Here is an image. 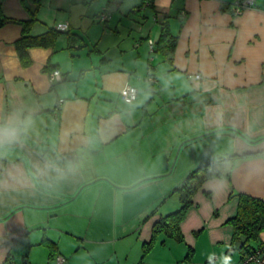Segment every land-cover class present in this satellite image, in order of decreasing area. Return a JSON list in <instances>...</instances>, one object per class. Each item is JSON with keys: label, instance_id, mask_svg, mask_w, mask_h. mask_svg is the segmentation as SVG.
<instances>
[{"label": "crops", "instance_id": "crops-1", "mask_svg": "<svg viewBox=\"0 0 264 264\" xmlns=\"http://www.w3.org/2000/svg\"><path fill=\"white\" fill-rule=\"evenodd\" d=\"M234 1L0 0V264H53L56 254L64 264H157L143 258L162 218L154 204L218 146L232 153L195 194L218 206L234 197L224 219L236 193L264 199V0L239 14ZM31 17V35L61 21L69 30L29 47L24 65L14 43ZM163 23L176 36L171 60L153 49ZM54 69L61 81L49 80ZM126 85L137 89L129 103ZM195 142L205 148L188 162ZM138 210L152 216L130 256L123 234Z\"/></svg>", "mask_w": 264, "mask_h": 264}, {"label": "rangeland", "instance_id": "rangeland-1", "mask_svg": "<svg viewBox=\"0 0 264 264\" xmlns=\"http://www.w3.org/2000/svg\"><path fill=\"white\" fill-rule=\"evenodd\" d=\"M103 9L104 8L100 9L99 12ZM107 13L109 19L110 13ZM99 23L104 24V22L101 21H99ZM199 144L200 142H195L193 146L186 147L187 149L185 150L184 157L188 160V162L191 153L195 152V154H198L199 150H203L202 147L205 148L204 146H198ZM208 153L209 154L206 157L213 159L210 163L216 168L223 157L232 153V148L231 146H218L213 149L210 148ZM183 154L184 151L182 150L180 153L178 146L172 156L171 163L167 170V172L170 173L172 168L175 167V172L171 175V177H173L174 174L180 173ZM202 154L204 155V153ZM207 158H204V156L199 158L197 156L191 166L192 170H190V172L196 170H198L197 172L202 171L203 169L198 168L200 165L207 163L208 160H205ZM186 176L187 175L185 174L182 179L184 180ZM182 179L176 184V187H179V185L183 182ZM171 193L172 194L169 193L165 197H162L152 208L153 212L155 211V213L160 214V217L162 218L165 217L168 212L175 211L179 208L181 191L173 190ZM134 195L136 194H133L129 198H132ZM192 204L186 211L183 229L181 230L180 228V231L183 234V241L178 242L172 237L165 236L161 233L157 235L154 241V249L150 248L151 250L149 249L143 258L157 264H207V262L210 261H212V264H237L251 248L259 245L264 239V229H261L255 238H251L249 240H247L243 235L233 238L232 227L227 222L228 219L222 218V213H225L226 210H233L235 205L234 197H228L221 206H218L217 204H213V201L205 192L199 191L195 194V197H193ZM191 206L192 208H190ZM142 211L143 210H138L135 215L131 216V224L129 226L126 225L125 227H128L129 229L127 232L128 234H123V238L128 241V246L126 247L130 256L136 252L137 248L141 244V242L137 241L138 235L136 234L140 233L138 230L140 228L142 229L145 225L144 222L147 221V218L152 216L150 212L144 214ZM219 217L224 220L219 219ZM97 235L101 237L108 236L107 234L103 235L101 232ZM188 246H190L193 250L190 255H188ZM107 247L108 246H102V248Z\"/></svg>", "mask_w": 264, "mask_h": 264}, {"label": "trees", "instance_id": "trees-1", "mask_svg": "<svg viewBox=\"0 0 264 264\" xmlns=\"http://www.w3.org/2000/svg\"><path fill=\"white\" fill-rule=\"evenodd\" d=\"M97 19L99 20V16H97ZM4 21L5 18H0V24L4 23ZM34 21H36L35 17L21 21L23 32L14 43L18 57L24 65L28 64L30 61L27 53L29 47L51 46L60 32H68V30L59 31L54 27H48L43 33L31 35L29 32ZM175 44L176 36L171 35L167 24L163 23L159 37L153 44V49H155V51H160L168 60H171ZM198 169L203 170L199 172L196 170L188 173L183 182L177 188V190L181 191L179 200L180 207L177 210L166 214L165 217L159 219L152 225L150 239L143 243V253H146L151 248L157 235L161 233L165 236L172 237L178 242L183 241V235L180 231L179 224L184 219L186 211L191 205L193 195L203 181L220 175L219 171L215 166L211 165L210 162L200 165ZM235 195L237 199L236 212L234 216L227 220L232 227L233 238L238 237L239 235H243L247 240L255 238L257 233L261 229H264V199L253 197L241 192L236 193ZM51 245L52 243H49V246ZM188 248V255H190L193 250L190 246H188ZM252 249L253 248L250 250Z\"/></svg>", "mask_w": 264, "mask_h": 264}, {"label": "built area", "instance_id": "built-area-1", "mask_svg": "<svg viewBox=\"0 0 264 264\" xmlns=\"http://www.w3.org/2000/svg\"><path fill=\"white\" fill-rule=\"evenodd\" d=\"M254 0H235L232 3L231 10L233 14H239L243 9L253 4ZM152 0H142V4L144 7H149L151 5ZM99 20L106 21L108 20V13L104 10L99 13ZM54 28L59 31H67L69 30V25L67 22H57L54 24ZM194 77L196 79L200 78L199 74H195ZM63 76L59 69H54L49 73L50 81H61ZM121 98L125 102H132L137 96V89L134 86L126 85L119 92ZM65 258L61 254H56L54 257L53 264H64ZM207 264H212V261ZM237 264H264V239L260 243V245L252 250L248 251L246 255L240 260Z\"/></svg>", "mask_w": 264, "mask_h": 264}]
</instances>
